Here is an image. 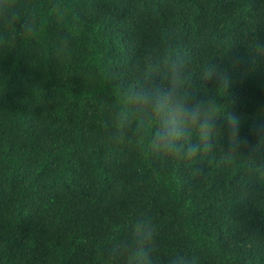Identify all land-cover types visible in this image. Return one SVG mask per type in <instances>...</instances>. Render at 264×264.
<instances>
[{
	"label": "trees",
	"instance_id": "16d2710c",
	"mask_svg": "<svg viewBox=\"0 0 264 264\" xmlns=\"http://www.w3.org/2000/svg\"><path fill=\"white\" fill-rule=\"evenodd\" d=\"M254 42L264 0H0V264H130L113 246L138 221L158 264H264V59L240 71ZM155 52L187 55L240 118V153L161 160L109 138ZM214 59L237 70L225 91L199 78Z\"/></svg>",
	"mask_w": 264,
	"mask_h": 264
},
{
	"label": "clouds",
	"instance_id": "9594fccd",
	"mask_svg": "<svg viewBox=\"0 0 264 264\" xmlns=\"http://www.w3.org/2000/svg\"><path fill=\"white\" fill-rule=\"evenodd\" d=\"M24 28L27 31V25ZM262 59L264 45L254 42L248 66L240 71L250 75L247 70ZM236 71L214 59L201 66L199 78L207 82L217 78V86L225 91ZM217 103L214 95L202 94L196 86L185 53L155 52L149 54L145 69L124 87L121 101L113 106L109 138L161 160L191 161L214 151L221 142L229 153H240L241 120ZM256 131L259 147L264 145V125ZM154 233V225L134 223L129 236L114 243L113 255L130 258V264H158ZM168 264H196V260L176 250L170 254Z\"/></svg>",
	"mask_w": 264,
	"mask_h": 264
}]
</instances>
